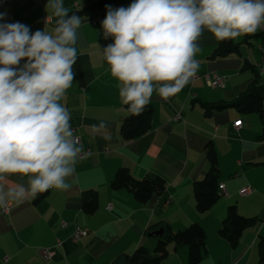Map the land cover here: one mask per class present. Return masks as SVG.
<instances>
[{
    "label": "crops",
    "instance_id": "1",
    "mask_svg": "<svg viewBox=\"0 0 264 264\" xmlns=\"http://www.w3.org/2000/svg\"><path fill=\"white\" fill-rule=\"evenodd\" d=\"M94 1L64 0V6L79 10ZM132 2L117 3L126 8ZM46 4L47 0H12L0 9L6 13L0 23L20 22L31 32L51 31L54 19ZM106 13L107 9L80 15L75 77L62 101L71 113L74 135L90 153L78 158L75 174L67 178V190L51 188L37 201H10L9 213L0 208V264H128L126 256L138 246L152 253L157 240L154 231L165 226L176 231L193 222L205 231V250L197 264H260L257 241L264 236V83L257 71L260 32L237 37L232 40L237 49L220 55L215 53L219 41L205 30L194 57L200 65L197 73L216 71L225 76L224 86L213 88L199 78L189 81L168 101L154 91L149 129L124 141L120 124L127 112L119 96L122 85L99 51L113 39H104L103 20L91 23L95 16ZM252 87L263 96L261 113L241 110L239 105L214 107L239 99ZM175 113L180 115L177 120ZM102 120L108 123L111 141L91 127ZM235 121L241 122L239 128L233 126ZM208 147L215 151L217 182L226 193L199 212L193 183L209 170ZM119 167H126L137 179L159 176L164 192L139 202L126 188H112L110 181ZM27 179L16 176L3 183L14 186ZM247 184L253 192L239 195L238 190ZM86 193L97 197L93 213L82 208ZM230 204L236 205L239 214L258 218L235 244L217 233ZM74 226L88 230L76 243L70 240ZM57 239L62 244L56 246L54 257L45 259L40 249L54 245ZM159 264H190L187 246L169 243L167 256Z\"/></svg>",
    "mask_w": 264,
    "mask_h": 264
},
{
    "label": "clouds",
    "instance_id": "2",
    "mask_svg": "<svg viewBox=\"0 0 264 264\" xmlns=\"http://www.w3.org/2000/svg\"><path fill=\"white\" fill-rule=\"evenodd\" d=\"M45 9L54 19L51 31L0 23V208L51 188L67 190L83 151L62 103L75 77L82 17L64 0H47ZM5 17L0 12V21ZM262 25L264 0H133L126 8H107L101 27L113 43L99 51L121 82L127 111L140 115L154 91L167 100L196 75L200 65L194 57L205 30L225 41L254 34ZM91 127L112 140L106 121ZM16 176L28 179L3 183Z\"/></svg>",
    "mask_w": 264,
    "mask_h": 264
},
{
    "label": "trees",
    "instance_id": "3",
    "mask_svg": "<svg viewBox=\"0 0 264 264\" xmlns=\"http://www.w3.org/2000/svg\"><path fill=\"white\" fill-rule=\"evenodd\" d=\"M119 0H95L82 9L71 10L76 15H85L103 11ZM72 13H70L71 15ZM261 35V34H260ZM237 49V43L232 40L219 41L215 53L224 54ZM263 96L257 87H252L249 92L241 96L239 99L218 104L214 107L222 108L227 105H239L244 111L262 112ZM126 109V116L120 124V134L124 141L138 138L149 129L150 118L152 114V106L146 107V110L140 115H132ZM213 107V105L208 108ZM207 108V107H206ZM206 156L209 161V170L200 180L193 183V195L195 200V208L199 212L208 210L219 198L218 193V167L215 151L208 147ZM112 188H126L133 197L139 202L147 201L153 194H162L165 190L163 179L159 176H145L143 178H134L126 167H119L111 181ZM47 192V191H46ZM37 194L35 201L41 199L46 193ZM97 207V197L95 194L86 193L83 197L82 208L87 213H93ZM258 218L243 216L238 213L236 205L230 204L226 207V214L220 222L217 233L228 240L231 244H235L243 230L255 224ZM163 233L157 236L155 247L150 253L144 246L136 247L133 252L127 255L128 264H159L167 256L168 244L173 243L175 246L186 245L188 249V262L197 264L200 262L205 250V231L203 227L193 222L183 229L176 231L171 230L168 226L162 227ZM258 260L260 264H264V236H260L257 241Z\"/></svg>",
    "mask_w": 264,
    "mask_h": 264
},
{
    "label": "built area",
    "instance_id": "4",
    "mask_svg": "<svg viewBox=\"0 0 264 264\" xmlns=\"http://www.w3.org/2000/svg\"><path fill=\"white\" fill-rule=\"evenodd\" d=\"M11 1L12 0H0V9H4L5 6ZM120 7H122V6L119 3H117L112 8L117 9ZM104 18H105V16H103V15H97L91 20V23L95 24L98 21L103 20ZM258 31L260 32V34L262 36V41L258 47L259 53H260V60L258 63H261L262 70L264 72V25H262L261 28L258 29ZM199 78H202L208 86L213 87V88L214 87L222 88L224 86V82H225V76L217 73L216 71H208V72H205L203 74L196 73V75L190 79V82H193L194 80L199 79ZM168 99L167 100L164 99V100L168 101ZM179 117H180L179 113H175L174 119L177 120ZM233 126L235 128H239L241 126V122L235 121V122H233ZM72 131H73V129H72ZM76 137L80 141V138L78 136H76ZM89 153H90L89 149H87V148L83 149L82 153L79 156V159L84 158ZM252 192H253V189L248 184L244 185L243 187H241L238 190L239 195H248ZM218 193H219V195L226 193L224 186L222 184L218 185ZM11 206H12V203L9 202V204L6 208H1V212L2 213H9ZM108 207H110V205ZM60 225L62 227H67L68 224L66 221H61ZM87 231L88 230L85 227L74 226V228L70 234L71 242L76 243L80 237H82L83 235H85L87 233ZM61 244H62L61 239H57L56 243L54 245L41 248L40 253L45 259H50V258L54 257V255L56 254V246H59Z\"/></svg>",
    "mask_w": 264,
    "mask_h": 264
},
{
    "label": "bare ground",
    "instance_id": "5",
    "mask_svg": "<svg viewBox=\"0 0 264 264\" xmlns=\"http://www.w3.org/2000/svg\"><path fill=\"white\" fill-rule=\"evenodd\" d=\"M257 68H258V70L257 71H259L258 73H260V75H261V81H263V83H264V72H263V70H262V65H261V63H257Z\"/></svg>",
    "mask_w": 264,
    "mask_h": 264
},
{
    "label": "water",
    "instance_id": "6",
    "mask_svg": "<svg viewBox=\"0 0 264 264\" xmlns=\"http://www.w3.org/2000/svg\"><path fill=\"white\" fill-rule=\"evenodd\" d=\"M162 233H163V228L161 227L158 230L154 231L152 234L158 236V235H161Z\"/></svg>",
    "mask_w": 264,
    "mask_h": 264
}]
</instances>
